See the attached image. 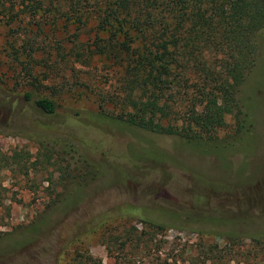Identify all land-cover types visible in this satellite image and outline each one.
I'll return each mask as SVG.
<instances>
[{
  "label": "rangeland",
  "instance_id": "1",
  "mask_svg": "<svg viewBox=\"0 0 264 264\" xmlns=\"http://www.w3.org/2000/svg\"><path fill=\"white\" fill-rule=\"evenodd\" d=\"M29 1L0 0V264H71L82 249L113 264L100 226L70 238L89 216L122 203L170 226L156 235L162 255L188 260L217 241L231 251L230 264H264L249 239L231 243L209 233L264 228V37L241 88L253 119L248 152L222 163L178 136L118 121L115 59L88 54L93 32L73 40V27L31 14ZM26 91L53 99L55 112L35 107ZM75 188H82L80 200L61 208L59 196ZM44 216L47 225L31 230Z\"/></svg>",
  "mask_w": 264,
  "mask_h": 264
},
{
  "label": "trees",
  "instance_id": "2",
  "mask_svg": "<svg viewBox=\"0 0 264 264\" xmlns=\"http://www.w3.org/2000/svg\"><path fill=\"white\" fill-rule=\"evenodd\" d=\"M29 2L31 14L50 17L53 26L61 21L63 26L73 27L69 35L73 40L79 39L82 32H93L88 36L92 37L87 44L88 54H107L115 59L121 88V111L115 117L118 121L178 136L194 149L217 154L222 163L229 154L248 152L253 119L241 88L256 65L264 37V0ZM23 96L45 113L56 110V103L49 97L30 91ZM230 124L233 127L227 130ZM221 132L235 143H222ZM3 161L6 157L0 154V163ZM81 192L82 188H75L72 194L59 196L60 207H74ZM139 210L131 203H122L112 211L89 216L70 239L76 241L81 234L100 226L99 236L113 264H230L231 251L219 248L217 241L201 243V256L199 252L188 260L175 254L162 255L156 235L170 226L148 219ZM125 218L135 219L141 228ZM49 219L41 217L31 230H42ZM209 233L216 240L231 243L249 239L254 254L264 262V228L253 235L234 229ZM71 264L105 263L82 249L73 255Z\"/></svg>",
  "mask_w": 264,
  "mask_h": 264
}]
</instances>
